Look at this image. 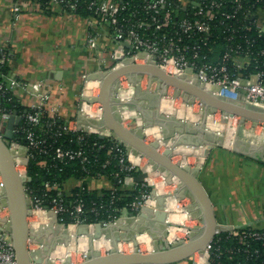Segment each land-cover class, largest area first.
Here are the masks:
<instances>
[{
	"label": "built area",
	"instance_id": "2783aa9c",
	"mask_svg": "<svg viewBox=\"0 0 264 264\" xmlns=\"http://www.w3.org/2000/svg\"><path fill=\"white\" fill-rule=\"evenodd\" d=\"M20 1L14 0L12 5L11 10L14 17H18L23 10V3L20 4ZM30 1L46 9L56 6L66 14H78L81 9L89 11L87 45L96 48L99 31L107 34L113 42L110 49L112 67L121 64L127 56L133 57L135 63H145L151 59L168 74L184 76L190 82L196 79L198 84L213 87L214 94L220 98L264 110V49L260 47L255 52L252 47L255 38L252 34H248L252 30L257 33L255 35L258 37L264 34V28L254 19L256 9L264 7V0H255L257 3L263 2V5L258 6L254 12L246 7L249 5V0H196L189 10L185 4L175 0ZM239 18L242 23L249 18V24L237 27ZM218 43H221V50L216 49ZM7 59L6 48L0 46V136L3 137L4 122L16 111L21 119L13 129L12 139L6 144L14 151H18L20 146L27 148L24 156L16 158V163L17 159H22L23 170L18 171L29 177L27 174L29 160L40 158V165L46 174H52L51 179L43 180V192L39 195L34 192L33 188L26 185L28 181L25 183L26 204L31 210L27 219L33 233L27 241V249L31 258L41 259L36 264H48V259L54 264H61L66 259V257L63 259L54 257L55 250L50 247L49 243L44 244L39 240L41 235L54 238L56 243H60L57 242L60 237L65 240L70 237L75 241L82 234L78 233V228H86L89 231V227L94 229L96 223L103 228L124 225V221H121L124 220L122 213L124 210L133 213L136 221L145 205H151L156 211L157 201L151 191L140 189L136 199L128 204L129 209L124 207L119 215L106 220L87 221L89 206H86L79 197V192L89 190V187L85 188L83 183H87L89 178V165L95 157L93 151L105 148L104 143L91 141L90 135L102 134L111 139L107 154L109 156L112 154V157H108L102 163V167H106L110 162L109 159H113L117 170L112 172V176L119 184L136 186L137 182L133 180L134 176L131 173L138 170L140 172L143 169L141 160L144 157H135L119 138L111 135L108 129L99 131L83 123L78 117L68 121L62 120L54 110L51 114L47 113L44 109L49 99L47 94H38L37 102L22 109V106L15 100L13 89L17 86L25 88L27 84L6 72ZM143 77H146V83L149 84V77L147 75ZM82 78L83 83L77 102L78 113L100 120L101 104L87 101L99 94V81L89 79L87 74H83ZM123 80L127 84L130 82L127 76H121L118 80L119 87H123ZM152 82L156 81L152 80L150 86ZM138 83L140 86L141 80ZM199 103L203 105L200 101ZM89 109L93 111L90 112ZM226 117L233 119L235 116L227 115ZM238 119L245 121L240 117ZM64 137L67 140L65 142L62 141ZM136 159L138 162L135 161ZM71 163H76L82 172L80 177L73 178L75 184L72 187L77 186L80 189L76 193H71L72 187L67 190L64 187L65 182L61 183L55 178V172L64 171L65 167ZM145 164L149 165L148 162ZM102 175L105 174H98V176ZM149 176L141 182L143 186L151 187ZM163 183L167 184L165 181ZM169 192L160 194L166 198L165 210L168 213L166 221L171 220L169 219L170 214L176 213L191 218L190 213L185 209L187 204L184 206L178 203L184 198H175L173 190ZM157 194H159L158 190ZM151 201L153 204L149 203ZM169 202H174L176 206L172 213L168 211L171 210L168 206ZM90 210L97 213L94 207ZM8 222V209L0 203V264H18L10 233L6 230ZM176 223L177 221L174 220H171V223L166 222L167 235L164 237V243L171 244L176 240H187L188 231L191 228H185L184 235L178 236V229L181 230V228ZM55 225L59 226V230L56 229L54 233ZM221 231L225 230L218 227L215 236ZM227 231L229 235H234L238 244L241 245L248 239H264V229L257 227L234 228ZM31 242L37 243V246L29 247ZM90 242L92 241L88 238V246ZM212 242L213 239L205 253H194L184 262L213 264L214 257H219L220 250L219 248L212 250ZM61 244L65 246L68 240ZM120 247L122 249L123 244L122 246L118 244V249ZM102 249H106L107 252L110 250V248ZM87 250L79 254L85 258ZM101 250L98 251L101 252ZM246 251L252 257L253 254L248 249ZM218 264L221 263L218 262Z\"/></svg>",
	"mask_w": 264,
	"mask_h": 264
},
{
	"label": "water",
	"instance_id": "95a60500",
	"mask_svg": "<svg viewBox=\"0 0 264 264\" xmlns=\"http://www.w3.org/2000/svg\"><path fill=\"white\" fill-rule=\"evenodd\" d=\"M127 76L130 82H139L143 75L149 77V86L152 80L157 82V86L162 93L167 92L168 86L175 88L174 95H181L185 102L193 103L195 99L199 100L205 107L206 111L213 113L221 111L225 116H238L241 120H251L264 124V110L243 105L241 103L232 102L220 98L214 93L208 91L204 85L198 84L196 79L191 82L186 80L184 76H176L166 73L162 68L157 66L155 62L148 59L145 63H135L133 57H125L121 64L101 70L94 71L88 75L91 80L99 81V94L87 99L89 103L99 102L102 107L101 119L96 120L88 118L78 113V118L85 124H89L99 131L108 129L113 137L119 138L126 149L134 155L143 156L148 159L151 170L159 173L167 172L165 182L167 184L176 183L173 189L175 198H189L191 202L185 206L190 213L191 218L201 220V226H194L189 229L187 240H176L171 244H161L167 235V210L166 198L164 195H158L154 184H151V194L156 198L157 208L155 217L150 218L143 212L140 216L143 222L135 220L133 213H129V220L122 226L101 227L99 223L94 226V234L89 237L92 241L94 237L104 235L111 242L110 250L101 254L94 248L90 242L84 260L75 264H179L180 262L190 258L194 253H205L208 245L215 236L218 224L214 214L212 202L208 193L198 178V166L181 164L173 162L172 154L178 146H207L216 145L222 140V136L216 135L207 129L202 130L201 124L192 126L190 124L183 125L179 122L174 128L164 129L166 127V118L159 116L149 107H145L146 101H135L136 112L141 118L140 125L134 128H127L123 124V115L120 113L122 106L127 107V100L121 98L118 92V80L121 76ZM160 92V93H161ZM156 116L160 119L157 125L163 128V137L175 139L163 152L159 151L162 140H154L147 143L144 140L146 128L152 122V118ZM21 117L16 111L11 117L4 122L5 130L3 137L0 136V178L2 188L0 189V203L7 207L9 212V222L6 230L10 233L12 244L18 264H36L41 261L39 258H31L27 249V241L33 235L29 227L28 216L31 210L26 204L25 183L30 180L16 169V158L24 156L27 152L25 146H20L18 151L8 148L6 140L13 137V129L20 121ZM143 120V121H142ZM169 120H173L172 118ZM203 131L197 134V131ZM100 138L104 136L99 135ZM262 144H255L247 140H242L235 136L231 143V148L237 152L245 150H256ZM149 176V171L142 169L133 180L137 183L144 181ZM152 220L154 228L162 232V236L156 234L149 228ZM86 228H78V233L86 232ZM121 231L125 234L122 236ZM66 232V231H65ZM147 232L153 234L152 250L141 252L138 247V235ZM159 236V237H158ZM131 241L133 250L131 252H123L118 249L119 241ZM57 242H67L60 237ZM48 264H54L50 259ZM61 264H73L70 258H66Z\"/></svg>",
	"mask_w": 264,
	"mask_h": 264
},
{
	"label": "crops",
	"instance_id": "0c3cea01",
	"mask_svg": "<svg viewBox=\"0 0 264 264\" xmlns=\"http://www.w3.org/2000/svg\"><path fill=\"white\" fill-rule=\"evenodd\" d=\"M177 1L186 5L196 0ZM13 3L14 0H0V46L8 52L6 72L27 84L25 88L17 86L13 89L15 100L26 108L38 101V94H47L49 99L44 105L47 113L51 114L54 110L65 121L78 117L77 102L83 83L82 75L88 76L94 71L113 66L110 57L112 40L100 30L97 47H89L86 42L89 19L83 13L66 14L56 6L46 9L24 0L22 12L14 17L11 10ZM254 15L255 21L264 28V7L256 9ZM146 82V77H143L140 87L148 86ZM154 84L152 82L151 87ZM201 152L202 156H198L195 164L199 168L198 178L212 202L219 228H264L263 148L237 152L229 146L216 144ZM74 184L75 180L69 178L64 187L68 190ZM87 184L90 189L101 191L110 188L112 181L105 174L90 176ZM188 199L184 198V206L185 202H191ZM122 213L125 225L129 212L124 210ZM179 215L172 220L178 221L176 224L180 225L181 230L178 229L177 235L183 236V230L191 228V224H184L187 217ZM190 220L194 218L187 221ZM139 222H143V219H139ZM166 222L171 223V220ZM149 223L154 226L152 220ZM138 238V246L152 249L146 237ZM141 238L146 239L145 245H141ZM159 243L164 244V241ZM122 244L123 247L133 246L131 242Z\"/></svg>",
	"mask_w": 264,
	"mask_h": 264
},
{
	"label": "rangeland",
	"instance_id": "374dc122",
	"mask_svg": "<svg viewBox=\"0 0 264 264\" xmlns=\"http://www.w3.org/2000/svg\"><path fill=\"white\" fill-rule=\"evenodd\" d=\"M24 1L21 0L20 4L23 3ZM122 86L124 89H128L130 87L129 84H127L125 82V80H123ZM148 87L150 90H148ZM139 95L146 97L150 96V97H155V99H157V102L154 106H150L148 103L145 105L144 108L149 107V109H152L153 114L156 112V114H158L159 116H162L163 118H166L167 120L164 121L166 123V127L164 128L166 129H171L174 128L177 123L181 122L183 123V125L186 124H190L192 126H198L199 124H201L202 126V130L203 129H207L208 131L216 134V135H220L222 136V140L216 142L219 145H225V146H229L231 147V142L233 140V138L235 136H238L240 139L242 140H247L249 142H253L255 144H262V146L259 147L260 150H264V124L261 122H253L251 120H245V121H240V119H238V116L233 117V119H229L226 116H224L222 114L221 111H215L214 113H209L208 111H206L205 107L202 105H200L199 100L195 101L194 103H189V102H185L183 100V98L181 99V97H174V92H175V88L172 86H169L168 91L164 94L160 91V88L157 86V83L155 82V84L153 85V87L151 86H142L141 88H139ZM143 89V91H141ZM135 91V87L132 89V94L129 95L128 98H124L126 99L127 102V107L125 106L126 109H129L133 115L128 116V117H124L123 118V124L125 127L127 128H134L141 123V118L139 117V114L136 113V103H134L135 101L133 100H137L139 101H146V98H138V95H135L134 93ZM151 91H153V93H156L155 95H152L150 93H152ZM161 92V93H160ZM160 95L164 97L166 100H172V102L170 103V109H172V112L169 113H162L160 112V108L159 104H158V98ZM123 98V97H121ZM161 101V100H160ZM147 102V101H146ZM204 107V108H203ZM158 110V111H157ZM173 119L172 121L169 119ZM160 119H158L156 116H154L152 118V122L149 124V126L146 128L145 131V135H144V139L147 143L152 142L154 140H159L161 139L162 141L165 140L166 138L163 137V128L159 127L157 125L158 121ZM143 121V120H142ZM197 131V134H202L203 131ZM231 130H234V132H231ZM156 131L157 135L154 136L152 132ZM149 132V133H148ZM6 143H8V140H6ZM209 146L207 145H200V146H178L176 148H178V150L175 148L174 153L172 154V160L175 163H181V164H188L191 166H196V162L198 160V151H202V150H206ZM165 146L161 145L160 152H163L165 150ZM181 149V150H179ZM142 165L145 164V162H148V159L146 157H144L142 160ZM149 164V163H148ZM18 166V165H17ZM21 168L16 167L17 170H22V166H20ZM139 171V170H138ZM149 175H151L152 173H154L153 170H151V167L149 166ZM165 177L163 176V174L158 173L156 174V180L157 181H165ZM69 181V179L66 180V182ZM164 184V183H163ZM155 189L158 190L159 194H163L164 192H169L171 190H173L176 186V183L173 184H166L164 185V188L161 187L160 184H155ZM151 191V187H149ZM168 194V193H166ZM169 194H171V192H169ZM170 203V202H169ZM179 205H184V201H178ZM185 204H189L186 203ZM174 209H176L175 207L172 210H168L169 213L174 212ZM177 214V213H176ZM173 215V214H172ZM187 217V216H185ZM189 217H187L188 220ZM184 221V224H186L187 222L189 224H191V228H193V224L197 225V226H201L202 222L201 220H193V221ZM180 222H183V220ZM174 225V224H173ZM151 228H149L150 230H152L153 232H156L157 235H161L162 232L156 228H154V226H150ZM147 234V233H146ZM148 235V234H147ZM162 236V235H161ZM99 242V241H97ZM152 244V241H151ZM150 244V245H151ZM37 246V243H29V247H34ZM94 246V245H93ZM77 247V248H76ZM140 251L141 252H148L150 250H152L151 248H147L144 246H139ZM96 249V248H95ZM101 250V249H100ZM133 250V248H130V246H124L123 249H121V251L123 252H131ZM79 250H78V243L75 242V246H74V250L72 252V259H73V264L75 263H79L82 260H84V256H81V254H79ZM101 254H105L107 253L106 249H102ZM58 261V260H57ZM183 264H187V262H182ZM179 263V264H182Z\"/></svg>",
	"mask_w": 264,
	"mask_h": 264
},
{
	"label": "trees",
	"instance_id": "16d2710c",
	"mask_svg": "<svg viewBox=\"0 0 264 264\" xmlns=\"http://www.w3.org/2000/svg\"><path fill=\"white\" fill-rule=\"evenodd\" d=\"M249 1V5L246 7H248V9L253 12L258 6L263 5V2L257 3L255 2V0ZM186 7L187 10H189L192 8V4H186ZM79 13H83L86 16H89V11L85 9L79 10ZM241 21V18H239L237 27L242 26V24L244 26H246V24H249V18L246 21L247 23H242ZM248 34H252L255 38L252 46L255 52L260 47L264 49V34L258 37L257 35H255L257 33L254 30L248 32ZM220 47L221 43H218V48L216 49L221 50ZM22 109L24 108L22 107ZM89 138L91 139V141H98L105 144V148H102L100 150L95 149L93 151L95 157L89 165V177L98 176V174L104 173L109 176L110 180L112 181V186L110 188L102 189L101 191H96L89 188V190L85 189L82 192H79V187L74 186L70 189V192H79V197L82 198L86 206H89V215L87 217V221L96 222L119 215L120 210L124 207L129 209L128 204L136 199V197L139 195V190H150V188L143 186L141 182L137 183L135 187L117 183V180L114 178V176H112V172L117 170L116 162L113 159H109V164L104 168L102 167V163L108 157H112V154H110V156L107 154L108 147L111 144V139L108 137L100 138L99 135L96 134H91ZM62 141L65 142L67 140L64 137ZM39 161L40 158L29 160L27 165V174L30 177V180L26 183V185L33 188L34 192L38 195L43 192V180L51 179L52 177V174H46ZM138 172L139 171H133L131 174L135 176L138 174ZM55 174V178L59 182L63 183L69 178L80 177L82 172L76 163H71L65 167L64 171L55 172ZM83 184L85 188L89 187L86 182ZM113 188L115 190H113ZM49 196L50 195H48V197ZM91 207H94L97 213L91 211ZM247 227L252 228L250 226ZM211 247L212 250L217 248H219L220 250L219 257H214L213 264H218V262L221 264H264V239H248L244 244L241 245L238 244L237 238L234 235H229V231L225 230L219 232V234L214 236ZM238 247L239 250H237ZM247 249L253 254L252 257L249 256V253L246 251ZM255 250L256 252H254Z\"/></svg>",
	"mask_w": 264,
	"mask_h": 264
},
{
	"label": "bare ground",
	"instance_id": "6f19581e",
	"mask_svg": "<svg viewBox=\"0 0 264 264\" xmlns=\"http://www.w3.org/2000/svg\"><path fill=\"white\" fill-rule=\"evenodd\" d=\"M93 81H97V80H93ZM129 85H130V87L128 88V89H124L123 87H120L119 89H118V92L120 93V96L121 97H123V98H128L129 97V95L130 94H132L133 92H132V89L135 87V91H134V93H135V95H138L137 97L138 98H146V101H147V103L150 105V106H154L155 104H156V102H157V99H155V97H150V96H147L146 95V97H143V96H140L139 95V91H140V89L139 88H141L140 86H139V83H138V81L137 82H135L134 83V81H132V82H129ZM205 88L208 90V91H210V92H212V93H215V90H214V88L213 87H211V86H209V85H207V86H205ZM129 90V91H128ZM148 90H150L149 89V87H148ZM143 92H145V91H143ZM151 92H153V91H151ZM152 95H155L156 93H151ZM174 97L176 98V97H181V95H178V96H175L174 95ZM163 98V99H162ZM182 98V97H181ZM165 98L164 97H162L161 96V98H160V95H159V97H158V104H159V107L158 108H160V112H162V113H171L172 112V109H170L169 107H170V103L172 102V100H170L169 99V101H165L164 100ZM161 100V101H160ZM152 110V109H151ZM89 111L90 112H92L93 111V109H89ZM120 113L123 115V118L124 117H128V116H130L131 114L133 115V113L129 110V109H126L125 108V106H122L121 108H120ZM158 111V110H157ZM137 113V112H136ZM89 114H91V113H89ZM131 115V116H132ZM92 127V126H91ZM156 132V131H155ZM155 132L153 131V135L154 136H156L155 135ZM231 132H234V130H231ZM149 133V132H148ZM175 139H168V140H163L162 142H161V144L163 145V146H165V147H168L173 141H174ZM232 143V142H231ZM177 150H178V148H176ZM179 150H181V149H179ZM197 154L200 156H202V152H200V151H198L197 152ZM138 155H135V157H137ZM136 162H138V160L136 159L135 160ZM21 163H22V159H17V163H16V167H18L19 166V168H21L20 166H21ZM18 165V166H17ZM142 168L143 169H145V170H149V165H147V164H143L142 165ZM22 170H23V168H22ZM159 172H157V171H154V173H152L150 176H149V178H148V180H149V182L150 183H152V184H160L161 185V187L162 188H164V184H163V182H162V180L161 181H157L156 180V174H158ZM166 173L167 172H163L162 174H163V176H165L166 175ZM161 174V173H160ZM150 204H153V201H151V202H149ZM168 206H169V208L172 210L174 207H176L175 205H174V202H172V203H168ZM142 212L143 213H145L148 217H155V209L154 208H152V206L151 205H145L143 208H142ZM176 216H180V215H178V214H173V215H170L169 216V219H173V217H176ZM141 217V216H140ZM139 216L137 217V219L139 220V219H141ZM184 217V216H183ZM123 221V220H122ZM175 221H177V220H175ZM119 222V221H118ZM178 222V221H177ZM56 229L57 230H59V226L58 225H55V227H53V231H54V233L56 232ZM94 229L92 228V227H89V231H86V232H83L79 237H78V239H76L75 241H73V239L72 238H70V237H68V244H66L65 246L63 245V244H61V242L60 243H56V240L54 239V238H48V237H44L43 235H41L40 236V241L41 242H43L44 244H50V247L51 248H53L54 250H55V252L53 253V255H54V257H60L61 259H63L64 257H66V258H70L71 257V261L73 262V259H72V252H73V250H74V246H75V242H77L78 243V250L80 251V252H85L86 250H87V246H88V243H87V241H88V238L91 236V235H93L94 234ZM121 232H123V231H121ZM68 233H70V230H68ZM147 233V232H146ZM146 233H141V234H139L138 236L139 237H142V236H144V237H146L148 240H149V246H150V244H151V239H150V236L152 235L153 236V234H150V236H149V234L147 235ZM172 233H173V230H172ZM122 235V234H121ZM50 236H51V234H50ZM123 236V235H122ZM49 240H48V239ZM139 239V238H138ZM97 241H99V242H97ZM102 241H105V243L104 242H102ZM107 241V242H106ZM127 242H131V241H124L123 239H121L120 241H119V245H121L122 246V243H127ZM92 245L94 244V248H96V250H100V249H102V248H111V242L105 237V236H103V235H100V236H98L97 238L96 237H94L93 238V240H92ZM132 243V242H131ZM140 243H141V245L143 244V245H145L146 243H147V241H146V239H144V238H141L140 239ZM139 244V243H138ZM131 245V244H130ZM131 248H133V246L131 245L130 246ZM77 248V247H76ZM120 249H121V247H120ZM53 257V258H54Z\"/></svg>",
	"mask_w": 264,
	"mask_h": 264
}]
</instances>
